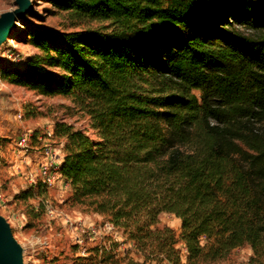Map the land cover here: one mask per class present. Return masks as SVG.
Wrapping results in <instances>:
<instances>
[{
    "label": "trees",
    "instance_id": "16d2710c",
    "mask_svg": "<svg viewBox=\"0 0 264 264\" xmlns=\"http://www.w3.org/2000/svg\"><path fill=\"white\" fill-rule=\"evenodd\" d=\"M46 2L84 28L23 17L38 52L2 74L89 119L53 128L73 204L123 230L142 264H183L182 248L184 264H217L244 246L264 264V0ZM163 213L180 234L156 227Z\"/></svg>",
    "mask_w": 264,
    "mask_h": 264
},
{
    "label": "rangeland",
    "instance_id": "374dc122",
    "mask_svg": "<svg viewBox=\"0 0 264 264\" xmlns=\"http://www.w3.org/2000/svg\"><path fill=\"white\" fill-rule=\"evenodd\" d=\"M30 1L31 10L24 16L29 20L26 25L58 32L84 28H71L66 15L55 11L46 0ZM15 7L16 0H0V16ZM18 23L20 26L0 43V192L6 200L0 203V218L9 226L20 264H142L144 258L123 230L113 227L91 208L73 204L70 182L68 187L59 182L46 187L28 181V174L37 172L39 163L48 159L47 147L62 148L61 142L65 144L64 139L50 138L49 129L61 122L88 128L89 119L77 112L67 97L39 95L3 77L2 67L9 62L8 55H17L22 63L38 52L26 41L25 24ZM100 25L94 21L87 26L96 29ZM27 131L33 137L27 149H21L16 141ZM156 227H169L178 235L181 220L163 213ZM97 246H103L106 252H89ZM181 251L184 264L186 251ZM252 256L250 246H244L217 264H250Z\"/></svg>",
    "mask_w": 264,
    "mask_h": 264
},
{
    "label": "water",
    "instance_id": "95a60500",
    "mask_svg": "<svg viewBox=\"0 0 264 264\" xmlns=\"http://www.w3.org/2000/svg\"><path fill=\"white\" fill-rule=\"evenodd\" d=\"M30 0H16V7L0 16V43L10 35L12 24L31 10ZM0 264H20L18 250L10 235L8 224L0 218Z\"/></svg>",
    "mask_w": 264,
    "mask_h": 264
},
{
    "label": "built area",
    "instance_id": "2783aa9c",
    "mask_svg": "<svg viewBox=\"0 0 264 264\" xmlns=\"http://www.w3.org/2000/svg\"><path fill=\"white\" fill-rule=\"evenodd\" d=\"M9 62L13 65H19L21 63V58L17 55H8ZM48 136L50 138L54 137V130L49 129ZM33 137L32 132L27 131L22 134L16 141L17 147L21 149H27L28 144ZM46 154L48 159L39 163L37 166V172L28 174V181L32 184L41 183L46 187L55 186L58 182L61 186L68 187L69 181H67L60 170V164L53 160V148L51 146L47 147ZM51 155V156H50ZM50 156V157H49ZM6 200L2 192H0V203L5 204Z\"/></svg>",
    "mask_w": 264,
    "mask_h": 264
},
{
    "label": "crops",
    "instance_id": "0c3cea01",
    "mask_svg": "<svg viewBox=\"0 0 264 264\" xmlns=\"http://www.w3.org/2000/svg\"><path fill=\"white\" fill-rule=\"evenodd\" d=\"M51 129V128H50ZM52 130V129H51ZM61 147H55L52 158L54 161H56L57 163L61 164L63 157L65 155V150H64V142H61Z\"/></svg>",
    "mask_w": 264,
    "mask_h": 264
},
{
    "label": "bare ground",
    "instance_id": "6f19581e",
    "mask_svg": "<svg viewBox=\"0 0 264 264\" xmlns=\"http://www.w3.org/2000/svg\"><path fill=\"white\" fill-rule=\"evenodd\" d=\"M18 22H20V21H15V22L12 24L13 29H14L15 27H17V26H20V24H19ZM13 29H12V30H13ZM12 30H11V32H12Z\"/></svg>",
    "mask_w": 264,
    "mask_h": 264
}]
</instances>
